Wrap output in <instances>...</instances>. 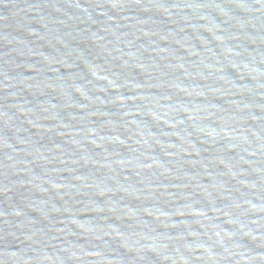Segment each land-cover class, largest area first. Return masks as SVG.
<instances>
[{
	"label": "water",
	"instance_id": "water-1",
	"mask_svg": "<svg viewBox=\"0 0 264 264\" xmlns=\"http://www.w3.org/2000/svg\"><path fill=\"white\" fill-rule=\"evenodd\" d=\"M0 264H264V0H0Z\"/></svg>",
	"mask_w": 264,
	"mask_h": 264
}]
</instances>
